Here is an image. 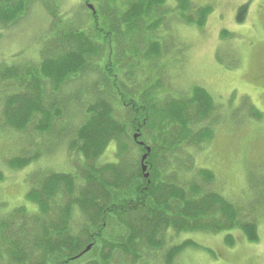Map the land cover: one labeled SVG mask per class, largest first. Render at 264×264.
<instances>
[{"label": "trees", "instance_id": "obj_1", "mask_svg": "<svg viewBox=\"0 0 264 264\" xmlns=\"http://www.w3.org/2000/svg\"><path fill=\"white\" fill-rule=\"evenodd\" d=\"M37 1L44 2L51 18L50 35L55 38L45 42L36 62L0 63V134L8 128L23 132L29 127L39 134L51 133L58 125V104L70 116L71 97L58 94L60 88L88 69L99 71L103 87L98 89L95 84L88 94L81 87L88 98L81 110L84 119L75 128L70 118L65 119L66 139H59L65 135L57 137L78 161L73 170L33 174L24 196L27 206L19 205L0 217V264H79L87 258L93 259L86 264H111L113 253L119 251L131 255L135 262L143 260L144 250L162 247L168 228L174 234L237 228L247 241L257 242L256 222L243 220L248 214L212 189L211 171H197L200 184L194 178L183 180V171L193 170L188 168L191 163H171L178 149L199 146L211 137L213 128L206 124L215 109L211 94L197 85L185 95L166 96L161 101L157 81L136 89L141 93L135 100L127 92L134 87L117 80L111 84L105 73L90 63L91 58L103 59L106 71L114 73L116 65L122 70V56L108 62L106 39L114 33L135 36L143 27L157 28L162 15L159 8L166 0H126L127 9L118 20L107 7L115 0H80L95 6L86 9L85 21L75 23L62 20L63 15L57 17L59 0H0V28L14 25ZM176 1L182 21L190 2ZM210 11V6L197 7L191 12L193 19L188 15L186 23L202 28ZM246 12L247 4L239 6L235 14L238 23ZM223 34L228 32L223 30ZM129 50V57L143 52L142 60L148 59V66L158 63L163 54L153 40H148L145 50ZM250 115L258 120L263 116L257 109ZM146 147L148 178L143 177L139 165ZM106 152L111 153V161L101 162ZM37 157L10 159L7 165L21 169ZM224 243L232 247L234 237L224 235ZM188 247L197 244L185 240L172 245L162 255L164 264H174L176 256Z\"/></svg>", "mask_w": 264, "mask_h": 264}, {"label": "rangeland", "instance_id": "obj_2", "mask_svg": "<svg viewBox=\"0 0 264 264\" xmlns=\"http://www.w3.org/2000/svg\"><path fill=\"white\" fill-rule=\"evenodd\" d=\"M59 1L57 17L63 15L62 20L71 23L85 21L84 17L88 14L86 9H91L80 0ZM127 2L115 0L108 2L107 7L118 20ZM189 2L190 10L182 16V21L177 1L166 0L165 5L159 8L162 15L157 28L145 30L143 27L135 36L114 33L106 39L107 51L110 52L108 62L112 64L114 56L124 58L122 68L119 66L122 70L117 69V65L113 69L117 76L106 71L103 59L92 61L94 58H91L90 63L97 65L111 84L117 80L134 87L125 90L132 93L135 100H139L141 93L136 89L141 90L145 83L152 86L157 81L160 82L157 98L161 101L166 96L175 98L185 95L197 85L211 94L215 109L206 120V124L213 128L211 137L199 146L178 149L171 163H182L184 160L191 163L188 168L193 170L188 173L183 171V180L194 178L200 184L202 180L198 178L197 171H211L214 174L210 182L212 189L242 208L244 215L248 214L247 219L244 217L243 220L256 222L259 239L249 242L237 228L177 234L169 229L163 237L162 247L144 250L143 260L134 262L131 255L126 257L119 251L113 253L111 264H164L162 255L172 245L185 240L196 243L197 247L182 251L176 256L174 264H264V0ZM35 3L14 25L0 28V63L36 62L41 58L45 42L55 38L50 35L51 18L44 8V2ZM242 4H247V12L244 20L238 23L235 14ZM204 5L210 6L211 11L203 27L197 28L194 22L186 23L187 16H193L192 10ZM91 6L93 8L95 5ZM223 30L228 34L221 35ZM148 40L157 41L163 52L158 63L150 66L148 59L142 60L143 52L129 57V48L134 47L138 52L145 50ZM124 72L131 78L126 77ZM100 81L99 71L88 69L77 80L67 81L60 88L58 94L71 97L68 102L71 117L58 104L55 119L58 125L51 133L39 134L29 127L23 132L8 128L0 134V217L19 205L27 206L24 196L31 187L30 177L33 174L73 170L78 161L65 143L59 140H65L67 136L64 127L67 125L63 122L70 118L71 127L75 128L84 119L81 110L88 98L86 93L82 94L81 87L88 94L89 90H94L95 84L98 89L103 87ZM254 109L263 114L260 120L251 117V110ZM60 135L65 136L57 139ZM35 154L38 155L37 159L21 169L7 165L10 159ZM101 159V162L111 161V153L106 152ZM226 234L234 237V246L224 244ZM91 259L87 258L79 264H86ZM97 261L100 262V259Z\"/></svg>", "mask_w": 264, "mask_h": 264}, {"label": "water", "instance_id": "obj_3", "mask_svg": "<svg viewBox=\"0 0 264 264\" xmlns=\"http://www.w3.org/2000/svg\"><path fill=\"white\" fill-rule=\"evenodd\" d=\"M137 136H138V134L136 133V134L133 135V138L137 139ZM140 144H142V143H140ZM148 152H149V148L147 147L146 148V153L141 158V169H142V171H145V169H146V165L144 164V161L146 159V156H147L146 154ZM144 177H148V173H144ZM89 248H90V245H88L85 250H88Z\"/></svg>", "mask_w": 264, "mask_h": 264}]
</instances>
